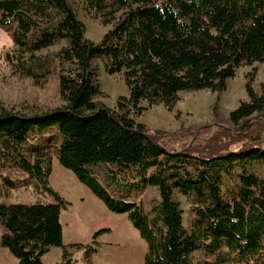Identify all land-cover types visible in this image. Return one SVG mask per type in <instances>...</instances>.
<instances>
[{"label":"trees","instance_id":"obj_1","mask_svg":"<svg viewBox=\"0 0 264 264\" xmlns=\"http://www.w3.org/2000/svg\"><path fill=\"white\" fill-rule=\"evenodd\" d=\"M75 1L113 24L99 42L85 36ZM80 5V4H79ZM0 27L11 30L13 47L2 58L15 75L45 84L56 73L64 104L23 114L0 110V170L15 168L54 203L0 202L1 246L17 264H72L70 249L92 245L63 242L61 211L68 202L51 186L53 155L115 213H126L146 242L144 264H264V88L246 75L249 99L229 114L233 133L220 127L154 130L135 117L150 106L169 110L186 91L222 92L238 67L264 63V0H0ZM60 40L57 55L38 52ZM121 74L128 95L117 109L103 95L92 62ZM113 183L157 186L150 210L116 197L98 179V164ZM14 188L16 182L4 178ZM225 188V191H223ZM175 191L193 198L188 225ZM88 264V263H87Z\"/></svg>","mask_w":264,"mask_h":264},{"label":"rangeland","instance_id":"obj_2","mask_svg":"<svg viewBox=\"0 0 264 264\" xmlns=\"http://www.w3.org/2000/svg\"><path fill=\"white\" fill-rule=\"evenodd\" d=\"M75 1L78 16L86 26V38L99 42L113 24L105 25L101 14L82 7ZM80 4V5H79ZM68 45L67 40H60L42 51L39 55H57L60 49ZM13 47L11 30L0 27V110L7 108L23 114H36L52 110L64 104L58 89L56 73L43 84H37L30 77H23L12 73L9 65L2 58L3 52ZM97 73L100 89L103 93L98 100L108 107L117 109V100L120 96L128 95L121 74L107 73L103 62L95 59L92 62ZM257 67L253 82L254 89L260 93L264 88V63H255L253 66L238 67L236 75L227 82L224 91L218 93L210 89L186 91L180 94V99L172 109L163 104L150 106L146 101L141 104L146 107L142 115L135 118L144 123L153 133L154 130L174 132L181 127L201 130L209 127L208 134L213 135L220 127L231 128L233 133L242 130L232 127L229 121L230 112L238 107L241 101L248 100L246 90V75ZM105 164L96 165L98 179L107 190L116 197H124L129 201L143 204L150 210L152 204L159 199L157 186L133 183V179L122 183H111L104 171ZM11 178L16 182L10 188L4 178ZM25 174L15 168L0 170V202L5 203H34L41 201L54 203L55 198L49 193H40L35 190L32 181ZM50 186L57 191L67 202L62 210L61 223L63 225V242L66 245L82 243L92 245L93 235L103 228H110L97 239V251L90 254L88 262L85 260L84 249L73 248L72 264H144L146 242L133 227L126 213H115L107 208L102 199L97 197L91 189L79 181L74 172L58 161L53 155L52 173L49 178ZM225 191V188H223ZM175 198L180 202L184 212V224L188 225V209L193 198L175 191ZM0 226V240L3 234ZM62 259V249L53 247L43 257L46 264H55ZM0 264H17V259L0 243Z\"/></svg>","mask_w":264,"mask_h":264},{"label":"crops","instance_id":"obj_3","mask_svg":"<svg viewBox=\"0 0 264 264\" xmlns=\"http://www.w3.org/2000/svg\"><path fill=\"white\" fill-rule=\"evenodd\" d=\"M63 210V209H62ZM61 213H62V211H61ZM61 218H62V214H61Z\"/></svg>","mask_w":264,"mask_h":264}]
</instances>
